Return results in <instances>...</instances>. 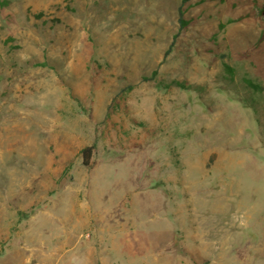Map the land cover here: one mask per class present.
<instances>
[{
    "label": "rangeland",
    "instance_id": "1",
    "mask_svg": "<svg viewBox=\"0 0 264 264\" xmlns=\"http://www.w3.org/2000/svg\"><path fill=\"white\" fill-rule=\"evenodd\" d=\"M181 6L0 0V264H264V0Z\"/></svg>",
    "mask_w": 264,
    "mask_h": 264
},
{
    "label": "trees",
    "instance_id": "2",
    "mask_svg": "<svg viewBox=\"0 0 264 264\" xmlns=\"http://www.w3.org/2000/svg\"><path fill=\"white\" fill-rule=\"evenodd\" d=\"M192 0H182V6L187 4L188 2H191ZM9 3V1H6L4 3V5H7ZM3 5V6H4ZM182 6L179 8V22H180V28H184L185 26H187L188 22L184 19V12H183V8ZM169 51L166 52V55H168ZM226 69L227 71L231 74H233V69L230 68L229 66L226 65ZM156 75H157V72H154L153 75L151 76V78H145L146 81H151L153 80L154 78H156ZM247 83V85L250 87V88H253L255 90H260V85L254 83L253 81L251 80H246L245 81ZM177 86L181 89H184V90H201V87L199 86H195V85H188L187 83H183V82H179V81H173L170 85H167L166 87H169V86ZM83 158H84V164L85 165H90V161L92 159V156H93V147H88L86 149L83 150Z\"/></svg>",
    "mask_w": 264,
    "mask_h": 264
}]
</instances>
